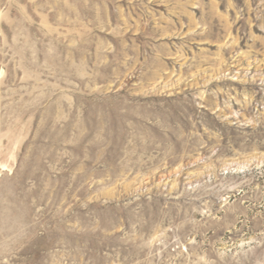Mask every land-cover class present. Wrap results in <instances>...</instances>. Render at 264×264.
<instances>
[{
  "label": "rangeland",
  "instance_id": "obj_1",
  "mask_svg": "<svg viewBox=\"0 0 264 264\" xmlns=\"http://www.w3.org/2000/svg\"><path fill=\"white\" fill-rule=\"evenodd\" d=\"M0 264H264V0H0Z\"/></svg>",
  "mask_w": 264,
  "mask_h": 264
}]
</instances>
